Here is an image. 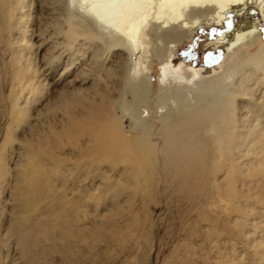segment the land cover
<instances>
[{
    "label": "bare ground",
    "instance_id": "bare-ground-1",
    "mask_svg": "<svg viewBox=\"0 0 264 264\" xmlns=\"http://www.w3.org/2000/svg\"><path fill=\"white\" fill-rule=\"evenodd\" d=\"M34 1L49 14L58 13V21L44 23L40 15L33 16ZM261 21L264 0H0V35L5 31L12 50L9 97L15 127L26 122L30 107L47 93L43 73L50 71L57 58H51L43 68L40 65L41 69L37 67L31 53L32 37L41 43L53 38V45L66 52L73 50L83 60L90 55L80 86L58 92L68 94L59 111L63 117L57 120V113H51L48 131L38 136L36 150L25 153L28 161L34 168H43L39 155H49L43 146L46 142L49 150L55 149L51 146L55 142L58 148L72 147L71 152L78 155V151L89 149L87 155H75L79 162L66 172L56 169L50 174L68 178L74 167L85 169L84 178L92 171L104 176L115 171L117 175L107 189L111 202L119 197V189L126 185L137 188L146 170H155L149 158L157 151L175 169L186 163L196 168L203 165L206 154L213 153L212 160L221 168L251 176L260 175L262 170L264 175V126L258 116L264 110V97L258 99V85L264 84V42L251 52L259 41ZM204 25L219 27L210 44L218 64L228 53L243 47L246 52L208 83L199 69L192 68L193 78L186 77L173 61L165 62L159 75L161 88L154 98L158 115L156 123H151L146 119L151 113L152 94L147 63L152 37L148 31L156 34L155 56L168 48L173 55L176 44L188 40ZM126 50L134 57L131 64L130 59L122 58ZM130 66L134 77L129 74ZM124 121L133 136L122 132ZM24 142L33 150L30 141ZM120 166L123 170H118ZM107 190L103 192L107 194ZM94 194L85 201L98 204L102 198Z\"/></svg>",
    "mask_w": 264,
    "mask_h": 264
},
{
    "label": "rangeland",
    "instance_id": "rangeland-1",
    "mask_svg": "<svg viewBox=\"0 0 264 264\" xmlns=\"http://www.w3.org/2000/svg\"><path fill=\"white\" fill-rule=\"evenodd\" d=\"M40 7L34 1L33 16L40 15L42 22L46 20L44 23L58 21V13L49 14L47 8ZM209 26L204 25L188 40L176 44L173 55L168 48L159 57L154 54L156 34L151 29L148 31L152 37L147 61L152 94L151 113L146 119L151 123H156L158 115L154 98L161 88L159 75L165 62L173 61L186 77L193 78L191 69H199L204 82L208 83L222 75L226 65L236 64L238 56L246 52L243 47L234 54L228 53L226 60L218 64L216 55L210 52V44L219 27L211 29ZM260 30L259 41L251 52L264 42V21L260 23ZM2 33L0 264H264L262 170L258 172L260 175H240L238 170L221 168L212 160L213 153L206 154L203 165L196 168L193 163L190 166L186 163L175 169L157 151L149 158L155 170L147 169L137 188L134 185L131 190L126 185L125 189H119V197L111 202L107 189L117 175L115 171L108 172L107 176L92 171L84 178L85 169L74 167L75 171L68 178L50 174L56 169L66 172L73 163L79 162L75 155H87L89 149L78 151V155L76 151V154L71 152L72 147L58 148L55 142L51 144L55 149L49 150L46 142L43 146L49 155H39L43 168L32 167L25 154L27 149L36 150V140L48 131L53 111L57 113V120L63 117L59 111L68 94L59 93L62 89L70 92L80 86L90 55L83 60L75 51L66 52L53 45V38L41 43V39L32 37L31 53L37 67L41 69L51 58H57L50 71L46 69L43 73L47 93L36 106L30 107L26 122L18 129L12 123L16 115L11 116L12 50L7 34ZM129 52H123L122 58L130 59L131 64L134 57ZM129 70L132 77L131 66ZM260 97H264V84L258 85V99ZM260 109L262 106H258ZM119 114L117 110L116 116ZM258 116L264 126L263 109ZM121 129L124 134L133 136L127 122L124 121ZM24 141H30L33 150L27 148ZM55 162L60 164L54 166ZM118 170H123V166ZM94 189L98 191H92ZM93 194L102 198L98 204L85 201Z\"/></svg>",
    "mask_w": 264,
    "mask_h": 264
}]
</instances>
